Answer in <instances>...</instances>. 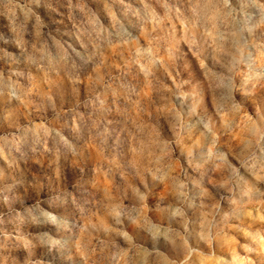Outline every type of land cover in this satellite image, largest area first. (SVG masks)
I'll use <instances>...</instances> for the list:
<instances>
[{"label": "clouds", "instance_id": "1", "mask_svg": "<svg viewBox=\"0 0 264 264\" xmlns=\"http://www.w3.org/2000/svg\"><path fill=\"white\" fill-rule=\"evenodd\" d=\"M0 264H264V0H0Z\"/></svg>", "mask_w": 264, "mask_h": 264}]
</instances>
